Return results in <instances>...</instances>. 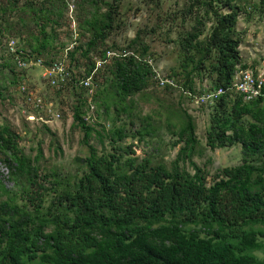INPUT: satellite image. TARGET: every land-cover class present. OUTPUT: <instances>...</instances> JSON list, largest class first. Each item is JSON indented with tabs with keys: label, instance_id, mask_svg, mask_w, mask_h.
<instances>
[{
	"label": "trees",
	"instance_id": "16d2710c",
	"mask_svg": "<svg viewBox=\"0 0 264 264\" xmlns=\"http://www.w3.org/2000/svg\"><path fill=\"white\" fill-rule=\"evenodd\" d=\"M19 1L22 0H9L8 6L0 8V45L6 34L18 40L23 59L41 58L45 66L61 60L64 50L48 49L47 40L54 35L46 31V25L52 22V16L56 17L55 24L61 25L66 2L41 0L37 5L35 0H26L20 6ZM83 2L93 8L80 24L81 28L86 26L90 38L85 46H74L67 54L71 65L79 52L88 65L80 79L73 72L71 82L60 87H69L79 95L73 116L84 133L89 155L84 164L78 162L81 167L77 175L52 174L56 179L50 182L56 196L44 212L48 189L40 183L35 164L39 158L25 154L19 146L20 135L9 125L0 126V153L9 169V179L20 184L25 193L40 190L37 196L30 195L31 202L35 200L30 209L28 204L18 205L17 192L0 180V264H264L255 255L263 249L260 238H264V230L256 229L264 227L262 100L246 102L241 94L229 91L209 106L212 112L207 147L217 150L239 145L242 154L239 166L223 168L211 183L208 174L193 162L197 126L188 113H184L178 134L184 146L170 167L153 164L148 158L139 160L133 145L121 144L129 137L125 124L119 127L113 121L111 129L104 126L99 132L85 118V108L89 109L87 89L74 82L92 73L96 82L102 67L97 66L94 54L115 29L119 9L118 4L107 0ZM147 2L152 6L149 19L160 11L165 16L158 14L155 24L140 27L129 48L141 46L144 57L150 50L143 43L145 38L167 24L172 26L167 30L170 35L179 18L185 27L191 22L190 28L177 33L179 71L165 77L173 82L180 80L185 91L195 95L228 89L239 69L256 70L254 65L243 63L242 37L237 30L253 0H187L178 18L169 13L170 8L166 12L164 0ZM102 4L106 7L103 13ZM254 8L264 16V0ZM208 23L209 34L202 40ZM108 52L113 51L99 48L98 52V60L106 64L111 75L105 84L112 87L127 110L128 99L147 88L154 75L153 66L147 60H138V48L124 58L109 59ZM0 53V73L5 76L2 89L19 91L26 80L25 71L18 69L13 55L3 50ZM196 76L201 78L200 83L208 81L210 87L204 84L198 92ZM93 133L102 144L108 142L110 152L100 153L90 144ZM150 134V129L144 128L134 137L141 140ZM186 160H190L195 173L181 167ZM50 227L53 230L47 231Z\"/></svg>",
	"mask_w": 264,
	"mask_h": 264
},
{
	"label": "rangeland",
	"instance_id": "374dc122",
	"mask_svg": "<svg viewBox=\"0 0 264 264\" xmlns=\"http://www.w3.org/2000/svg\"><path fill=\"white\" fill-rule=\"evenodd\" d=\"M9 0H0V8L8 6ZM26 0L20 2V6ZM37 1V5L41 0ZM84 0H64L67 4V10L61 22L62 30L59 33L60 44H67L68 48H73L83 44L84 46L89 41L90 34L83 32L80 24L85 18L91 15L93 8ZM112 4H118V15L116 16L115 29L111 31L105 43L99 44L95 55L97 66H100L101 72L96 77V82L92 81L93 95L87 94L86 102L89 109L85 108V118L87 122L95 125L97 131L101 132L105 126L107 130L113 126V121H117V126L121 127L125 124L127 137L121 144L123 146L133 145L135 156L142 160L144 158L152 159L153 164L164 163L170 167L177 159L179 151L184 146V142L179 141V130L183 122L184 113L193 116L197 126L198 144L195 147L193 162L202 168L208 174V182L211 183L215 174L226 167H235L241 164L242 154L239 145L229 149L211 150L207 147V132L210 128L211 109L209 106H198L191 96L187 95L186 89L176 80L175 87L167 88L166 85H160L159 81L151 76L146 89L128 99L126 105L120 104L118 97L110 85L105 84V79L110 77L108 67H105L99 58V48L101 50L110 49L114 55L109 59L117 57H130L135 48L140 50L135 53L138 60H147L151 62L153 70L159 72L161 76L168 77L176 73L179 68L178 46L176 43L177 33L182 28H190L191 22L182 25V20L179 18L173 24V32L168 35V28H172L169 24L159 29L155 35H151L143 43L150 47L149 52L142 57L141 46L134 45L129 48V44L135 37L137 30L146 24L153 25L158 20V14L164 15L163 11L155 14L149 19L150 11L147 0H107ZM62 3V0H61ZM259 0H253L248 7V14H242L239 20L237 30L242 37L243 52L254 53L256 57L264 59V16L254 8ZM166 12L181 16V12L188 5L187 0H164ZM101 12L106 11V7L101 5ZM250 8V9H249ZM252 8V9H251ZM51 9V8H49ZM180 12V13H179ZM55 18V16H52ZM153 19V20H152ZM151 21H153L151 23ZM211 23L207 24L206 32L201 37L205 40ZM16 32V29H14ZM36 30V28H35ZM14 33V31H13ZM15 34V33H14ZM13 34V35H14ZM260 34V39L257 35ZM252 35V36H251ZM15 36V35H14ZM255 37L252 39L251 37ZM173 42H172V41ZM253 44H261L258 49L249 47ZM138 45V44H137ZM98 53V55H97ZM60 55V54H59ZM117 55V56H115ZM63 57V55H62ZM1 58V53H0ZM3 59L0 60V63ZM103 64V65H102ZM109 64V63H107ZM111 64V63H110ZM264 62L256 60L250 64L255 68L264 69ZM88 63L80 55V52L75 56V61L72 65L67 58L66 68L71 78L73 72H76L77 77L84 75L85 68ZM258 72V71H257ZM26 75V84L30 90L38 93L48 106L52 107V111L59 113V119H51V122L46 125L47 129L40 122L28 121L23 111L26 109L24 99L17 88L2 89L4 82V74L0 73V126L7 124L20 135L19 146L25 154L33 159L39 158L35 163L38 168V175L48 191H45L44 207L42 209L47 212V208L51 200L56 196L55 186L51 185L53 173L64 172L65 175L75 176L80 172V163L84 164L89 155L88 147L84 145V133L77 127L74 122V106L79 104V95L74 93L69 87H54L43 76V70L39 67L30 68L24 72ZM80 79V78H79ZM95 79V78H94ZM70 80L59 79V85H66ZM201 78L196 76L195 82L198 84V92L203 88L204 84L210 87L208 81L201 82ZM66 82V83H63ZM86 91V90H85ZM81 92V91H79ZM201 94V93H200ZM195 94V95H200ZM132 101V103H131ZM150 129L151 134L139 139L136 132L142 129ZM179 142V143H178ZM90 144L98 148V151L110 152L111 147L108 142L102 144L96 133H93ZM4 156L0 153V180L3 184L13 192H17L16 202L18 205H27L32 209L31 196H37L40 190L35 188L29 193L22 191L20 184H16L9 179V169L3 161ZM78 162H80L78 164ZM181 167L189 173H195L190 160L182 161ZM73 179V178H72ZM33 192V193H32ZM5 200V199H4ZM38 200V199H37ZM36 202H39V200ZM40 204V203H39ZM257 230H264V227H256ZM53 227L47 229L52 231ZM263 249L255 252V255L264 260V238H260Z\"/></svg>",
	"mask_w": 264,
	"mask_h": 264
},
{
	"label": "built area",
	"instance_id": "2783aa9c",
	"mask_svg": "<svg viewBox=\"0 0 264 264\" xmlns=\"http://www.w3.org/2000/svg\"><path fill=\"white\" fill-rule=\"evenodd\" d=\"M2 34L3 33L0 32V37ZM1 50L14 56V62L21 71H26L35 67L41 68L43 70V76L54 87L60 88L59 79L71 80V76L66 68V62L68 58L67 53L70 48L65 50L61 60L52 62L50 66H45L41 58L34 59L29 57L27 59H23L21 57L23 52L19 48L18 40L6 34H4L3 41L0 45V51ZM112 55L114 54L111 52L107 53L108 58H110ZM93 76L94 73H92L90 77L81 79L79 82H74V85L86 88L89 91V94L93 95ZM154 78L158 80L162 86L171 85L175 87V82H173L171 79L161 76L157 71H154ZM229 91L241 94L246 102L262 100L264 104V71L256 73L252 69H239L233 77L232 85L228 89L218 88L216 90L204 92L200 95H194L189 92L186 93L192 97L198 106H211ZM19 92L24 99L26 109L23 111V113L26 115L28 121H41L43 124L48 125L51 122V119L60 118L59 113H54L52 111V107L48 106L45 100L38 93L31 91L25 81L19 86Z\"/></svg>",
	"mask_w": 264,
	"mask_h": 264
},
{
	"label": "crops",
	"instance_id": "0c3cea01",
	"mask_svg": "<svg viewBox=\"0 0 264 264\" xmlns=\"http://www.w3.org/2000/svg\"><path fill=\"white\" fill-rule=\"evenodd\" d=\"M51 19H52V22H50V23L48 22L47 25H46L47 26L46 31H48L50 34H53L54 36L51 39L47 40L48 41V44H49L48 45V49L53 50V51H55V49H59L57 51H63L64 50V52H65V50L68 49V45L67 44H60L61 42H59V33L62 30V28H60L62 24L58 26V25L55 24V21H54L56 19L55 18H51ZM85 28H86V26L83 25V27L81 28L83 32L86 31ZM259 35L260 34L257 35V38L258 39H260V36ZM251 38L254 39L255 37L253 36ZM22 41L25 43L24 40H22ZM260 47H261V44H257V45L256 44H253L252 46L249 47V49L250 48H252V49H258ZM243 51H244L243 50V46L241 45L240 46V52H241V57H242V60H243V63L244 64L250 65L253 62H256V60H258V59L259 60H263L261 57H258L257 58L256 57L257 55H254V53L253 54L252 53L251 54L250 53L249 54L248 53H245L244 54ZM255 71L260 72V71H264V69L261 70L260 68H256Z\"/></svg>",
	"mask_w": 264,
	"mask_h": 264
}]
</instances>
